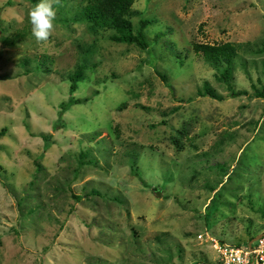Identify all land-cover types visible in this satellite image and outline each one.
Here are the masks:
<instances>
[{
  "label": "rangeland",
  "instance_id": "374dc122",
  "mask_svg": "<svg viewBox=\"0 0 264 264\" xmlns=\"http://www.w3.org/2000/svg\"><path fill=\"white\" fill-rule=\"evenodd\" d=\"M7 1L0 37L25 35L0 39V264H214L202 234L264 232V0H135L147 49L57 19L38 43L32 3ZM193 42L239 43L233 86L247 94L232 97ZM83 58L72 96L88 100L61 114ZM204 81L224 99L198 96Z\"/></svg>",
  "mask_w": 264,
  "mask_h": 264
},
{
  "label": "trees",
  "instance_id": "16d2710c",
  "mask_svg": "<svg viewBox=\"0 0 264 264\" xmlns=\"http://www.w3.org/2000/svg\"><path fill=\"white\" fill-rule=\"evenodd\" d=\"M33 7L40 2V0H29ZM135 0H61V5L57 7L56 18L58 22L62 24L70 23H85L88 30L92 34H97L100 31H111L110 40L117 43H123L128 45H134L140 49H147L149 46V41L145 34L146 27L153 21L150 19L140 18L137 22L136 27L134 26L131 18L138 15L139 12L132 8ZM11 1H7V4H11ZM27 30V29H26ZM1 32V30H0ZM25 31H21L13 35L23 36ZM9 36H1V42L5 46H14L16 41L14 38ZM192 49L194 52L199 54L205 63H207L214 71V77L218 82L225 85V87L230 91L232 97H238L240 95L247 94L246 90H236L233 84V71L236 62L243 65V60L239 54L240 44L232 42H221V43H203V42H193ZM91 49L84 50V54L90 52ZM264 47L256 49L255 53L263 52ZM28 59L21 60V65H26ZM244 66V65H243ZM87 63L85 58L80 61L74 71L68 76L69 87L68 91L70 97L66 102L60 103V113L62 114L71 105L77 103H83L88 100V98L80 99L75 98L72 94L75 92L78 86V82L85 78V69ZM26 73L30 70L26 68ZM164 81L166 77L160 75ZM255 89L254 93L256 97L264 98V85L258 88L252 84ZM198 96H208L216 100H223V95L218 93V91L213 88L208 81H204L201 88L197 90ZM123 106V105H122ZM119 110L120 106H119ZM7 129L3 127L0 130V136L6 133ZM50 135H44L45 139H48ZM179 147L176 140L174 141ZM84 153H81L80 164H84ZM88 160L87 162H89ZM91 162V161H90ZM219 165V164H217ZM220 166V165H219ZM223 166V165H222ZM227 169V168H225ZM133 175L138 177L141 181L142 178L137 170L133 169ZM227 172L223 176H227ZM143 182V181H142ZM146 186L147 184L144 183ZM211 188V187H210ZM154 192L158 190L157 187L151 188ZM215 188H211L214 192ZM95 193V191H93ZM217 192L214 193V196ZM212 197V199L214 198ZM249 239H252L250 237Z\"/></svg>",
  "mask_w": 264,
  "mask_h": 264
},
{
  "label": "built area",
  "instance_id": "2783aa9c",
  "mask_svg": "<svg viewBox=\"0 0 264 264\" xmlns=\"http://www.w3.org/2000/svg\"><path fill=\"white\" fill-rule=\"evenodd\" d=\"M202 235L206 236L205 240L211 242V246L218 254L214 264H264V235L253 241L250 246L248 243L243 245L224 243L207 233Z\"/></svg>",
  "mask_w": 264,
  "mask_h": 264
},
{
  "label": "clouds",
  "instance_id": "9594fccd",
  "mask_svg": "<svg viewBox=\"0 0 264 264\" xmlns=\"http://www.w3.org/2000/svg\"><path fill=\"white\" fill-rule=\"evenodd\" d=\"M61 0H40L28 13L31 32L38 43L47 42L52 35L57 16V7Z\"/></svg>",
  "mask_w": 264,
  "mask_h": 264
},
{
  "label": "water",
  "instance_id": "95a60500",
  "mask_svg": "<svg viewBox=\"0 0 264 264\" xmlns=\"http://www.w3.org/2000/svg\"><path fill=\"white\" fill-rule=\"evenodd\" d=\"M262 235H264V232H261L258 235H256L255 237H253L252 239H250L248 242V245L250 246L253 241H255L257 238H259Z\"/></svg>",
  "mask_w": 264,
  "mask_h": 264
},
{
  "label": "crops",
  "instance_id": "0c3cea01",
  "mask_svg": "<svg viewBox=\"0 0 264 264\" xmlns=\"http://www.w3.org/2000/svg\"><path fill=\"white\" fill-rule=\"evenodd\" d=\"M262 231H263V230H262ZM262 231H260V233H261Z\"/></svg>",
  "mask_w": 264,
  "mask_h": 264
}]
</instances>
